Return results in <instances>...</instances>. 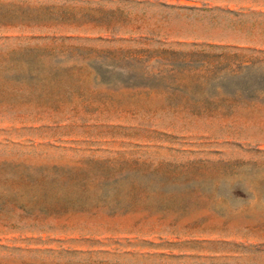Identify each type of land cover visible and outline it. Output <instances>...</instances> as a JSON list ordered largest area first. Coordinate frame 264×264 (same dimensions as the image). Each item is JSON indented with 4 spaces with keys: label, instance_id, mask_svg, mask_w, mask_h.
I'll return each instance as SVG.
<instances>
[{
    "label": "rangeland",
    "instance_id": "rangeland-1",
    "mask_svg": "<svg viewBox=\"0 0 264 264\" xmlns=\"http://www.w3.org/2000/svg\"><path fill=\"white\" fill-rule=\"evenodd\" d=\"M0 264H264V0H0Z\"/></svg>",
    "mask_w": 264,
    "mask_h": 264
}]
</instances>
